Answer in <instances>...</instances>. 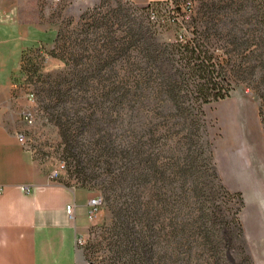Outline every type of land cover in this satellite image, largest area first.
<instances>
[{
    "label": "rangeland",
    "instance_id": "rangeland-1",
    "mask_svg": "<svg viewBox=\"0 0 264 264\" xmlns=\"http://www.w3.org/2000/svg\"><path fill=\"white\" fill-rule=\"evenodd\" d=\"M40 3L55 12L46 22L58 37L31 45L54 36L32 29L22 55L21 74L34 94L24 133L42 170L61 161L58 180L101 198L77 245L80 263L264 264V0H169L153 8L125 0ZM191 18L218 27L208 49L232 88L205 103L203 122L188 129L162 92L133 87L130 68L143 63L146 35L172 40ZM189 150L197 153L198 186ZM212 170L243 200L241 233L223 229L219 240L204 225H233L235 209ZM214 202L217 212L208 216Z\"/></svg>",
    "mask_w": 264,
    "mask_h": 264
},
{
    "label": "crops",
    "instance_id": "crops-1",
    "mask_svg": "<svg viewBox=\"0 0 264 264\" xmlns=\"http://www.w3.org/2000/svg\"><path fill=\"white\" fill-rule=\"evenodd\" d=\"M41 0H0V264H81L75 239L89 227L87 199L81 184L51 180L26 143L17 139L30 108L19 69L20 55L30 48L31 30H52L46 22L55 12ZM77 2V0H72ZM138 5L167 0H129ZM72 205V217L65 205Z\"/></svg>",
    "mask_w": 264,
    "mask_h": 264
},
{
    "label": "trees",
    "instance_id": "trees-1",
    "mask_svg": "<svg viewBox=\"0 0 264 264\" xmlns=\"http://www.w3.org/2000/svg\"><path fill=\"white\" fill-rule=\"evenodd\" d=\"M125 1L134 4L129 0ZM167 1L147 3L145 6L153 8L154 5H162ZM81 17L83 15H80ZM181 26L187 32H182L176 35L174 39L168 41L157 40L151 35L145 36V32H143L145 36L144 45L141 49L143 63L139 64L137 61H134L131 64L130 70L135 82L133 87L142 86L150 89L154 88V90L158 89V91L167 97V101L173 108L175 115L180 118L179 122L182 123V126L191 129L198 126L200 121L203 122V105L229 95L232 86L225 75L221 74V62L208 49L211 31L214 34L219 33L218 27L215 26L211 29L212 26L203 23L202 20L201 23H197V18L184 20V22L181 21ZM197 26H201V28L198 29ZM190 27L192 28L190 29ZM57 37L58 31L56 29L52 44L57 41ZM29 49L24 48L21 52L19 64L21 73H23L21 64L22 55L24 51H28ZM226 52L228 53V51ZM224 58L225 61H228L231 57L226 55ZM189 152V167L193 169V181L198 186V177L200 175L198 169H195V164L197 165L195 162L197 153L190 150ZM208 159H211V151L209 149ZM212 175L216 179L214 185L228 195L235 209L230 218L233 225L228 224L226 227L220 228L215 225L214 220L211 221L212 223L204 225L205 232H211L216 237V240H219L218 234L223 229L228 232L237 228L238 232L241 233L242 229L238 220V211L243 205V200L241 193L239 191L228 190L221 180L217 178L213 170ZM204 193L202 186L194 191V195L198 199ZM217 206L214 202L211 207H208L206 214L213 216L217 212ZM228 256L229 261L231 257L230 255ZM229 262L237 264L233 260Z\"/></svg>",
    "mask_w": 264,
    "mask_h": 264
},
{
    "label": "built area",
    "instance_id": "built-area-1",
    "mask_svg": "<svg viewBox=\"0 0 264 264\" xmlns=\"http://www.w3.org/2000/svg\"><path fill=\"white\" fill-rule=\"evenodd\" d=\"M66 0H50V3L54 6V7H60L63 5V3H65ZM26 98L27 100L32 103L34 96L33 93L30 90H26ZM24 118H25V122L27 124H29L32 119V112L30 108H27L24 111ZM17 139L19 142L21 143H26V135L24 132L20 131L17 133ZM63 168V162H58L53 168H51L48 172V176L51 180H58V177L60 175V172ZM1 190V188H0ZM101 205V198L98 195H92L87 199V214L88 217H91L92 214L95 212V210H97ZM72 205L67 204L65 205V212L67 214L68 217H72ZM82 242V238L81 237H77L75 239V244L78 245Z\"/></svg>",
    "mask_w": 264,
    "mask_h": 264
}]
</instances>
